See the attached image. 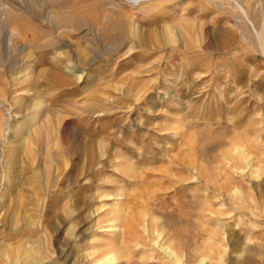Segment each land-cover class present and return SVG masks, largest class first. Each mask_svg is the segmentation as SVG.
Segmentation results:
<instances>
[{
  "label": "rangeland",
  "instance_id": "rangeland-1",
  "mask_svg": "<svg viewBox=\"0 0 264 264\" xmlns=\"http://www.w3.org/2000/svg\"><path fill=\"white\" fill-rule=\"evenodd\" d=\"M82 263L264 264V0H0V264Z\"/></svg>",
  "mask_w": 264,
  "mask_h": 264
},
{
  "label": "bare ground",
  "instance_id": "bare-ground-1",
  "mask_svg": "<svg viewBox=\"0 0 264 264\" xmlns=\"http://www.w3.org/2000/svg\"><path fill=\"white\" fill-rule=\"evenodd\" d=\"M133 2H138V0H132ZM240 11H242V13L246 16V11H245V9L243 8V7H241V5H240ZM250 22V21H249ZM253 29H254V31H256L255 30V28L253 27ZM69 233H67V234H65L66 236V238H67V242H69L70 243V241L72 240V239H75V238H77L75 235V231H71V230H69L68 231ZM71 234V235H70ZM169 249V248H168ZM66 251H67V256H72L71 255V253L72 252H74V249H71V250H69V249H66ZM169 251V250H168ZM167 251V253L169 254V252ZM175 257V254L173 253V252H170V257ZM85 263V262H84ZM83 264V263H82Z\"/></svg>",
  "mask_w": 264,
  "mask_h": 264
}]
</instances>
